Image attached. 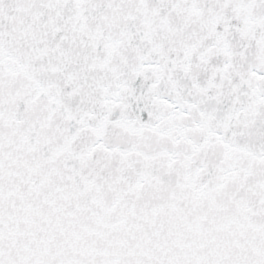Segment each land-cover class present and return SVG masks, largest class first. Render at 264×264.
<instances>
[{
  "label": "snow or ice",
  "instance_id": "snow-or-ice-1",
  "mask_svg": "<svg viewBox=\"0 0 264 264\" xmlns=\"http://www.w3.org/2000/svg\"><path fill=\"white\" fill-rule=\"evenodd\" d=\"M0 264H264V0H0Z\"/></svg>",
  "mask_w": 264,
  "mask_h": 264
}]
</instances>
